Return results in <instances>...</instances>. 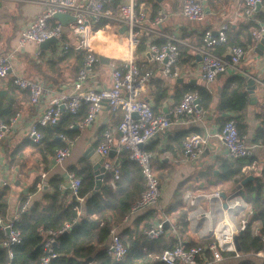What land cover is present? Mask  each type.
Returning <instances> with one entry per match:
<instances>
[{
  "label": "built area",
  "instance_id": "1",
  "mask_svg": "<svg viewBox=\"0 0 264 264\" xmlns=\"http://www.w3.org/2000/svg\"><path fill=\"white\" fill-rule=\"evenodd\" d=\"M108 1L43 0L45 9L43 13L28 22L13 50L5 56H0V80L11 76L13 85L19 90L26 91L30 103L35 107L42 106L43 102L49 99V106L28 129V138L36 144L44 140V134L40 129L58 125L64 113L76 116L83 107H87V115L79 123L81 128H85L95 122L104 104H108L114 111H122L123 118L117 128L119 141L128 152L130 160L138 165L145 180V190L139 198L134 200L125 217V220H128L130 215L157 205L162 197L163 189L152 165L154 156L147 150V146L156 136L168 131L174 123L184 118L201 121L206 118L208 112L201 106L202 99L198 91L185 94L170 116L157 112L154 106L145 100L144 95L154 74L153 71H142L135 59L136 50L143 43H147L148 53L160 65L162 76L175 81L188 75L180 69V46L185 43L176 36L162 33L161 28L167 17L164 11H158L151 16L138 0L122 2L115 10H112L106 6ZM182 1L184 17L191 21L203 20L205 9L201 0ZM260 4L263 5V0H243L242 16L247 22H257ZM57 14H69L75 18V21L64 27L55 19ZM102 23H106L107 26L98 27ZM109 24H113L126 38V60L113 64L111 86L101 89L90 85V77L95 74L97 65L110 64V61L104 63L95 49L91 48L95 38L92 30L101 32L109 28ZM123 28L126 30L122 31ZM229 28L230 24L224 23L217 34L211 30L205 31L201 45L195 48L201 64L199 78L206 85H211L219 76L229 72L245 75L240 70V66L250 56L257 55L258 44L264 37L263 21L251 30L253 39L251 44L234 45L230 47L228 53L217 54V48L228 42ZM71 37L78 42L76 46L71 45L67 40ZM51 40L56 42L50 46L61 45V48H64L62 50H75L84 55V64L78 72L73 91L56 97L53 94L54 90L48 85L26 78L20 73H12V60L18 53L26 51L30 45H36L37 53L40 54L42 51L40 45ZM24 116V112L17 111L6 121L0 119V142L16 132ZM70 128H73V125ZM214 137L219 139L228 157L233 161L250 159L254 156L255 147L248 142L247 136L240 132L237 121L230 119L215 134L188 136L183 142L182 160L184 162L200 160ZM60 138L65 142V146L56 150L53 156V168H58L66 158L71 156L73 142L65 135H61ZM114 142V133L105 130L96 151L105 159L106 172H113L115 179H119L116 167L107 161L114 149ZM256 170L257 167L254 164L245 167L243 171L248 177ZM46 177L47 172H43L42 179ZM3 184L7 186L8 182L4 181ZM81 185V178L74 173H68L67 181L60 185V190L70 192L82 204L84 199L79 197ZM223 193L225 192L221 190L211 193L186 191L183 205L188 214L187 222L192 232L205 243L187 246L186 242L179 238L173 249L165 250L158 257L161 262L164 264H218L224 260V253H233L235 258L240 257L235 238L246 230L253 212L250 204L239 193H226L225 199L222 196ZM31 204L32 197L28 196L12 215L0 217V234L3 236L0 248L8 252L10 259L14 257V247L22 242V233L17 229L16 224L21 221L24 214L29 212ZM208 205H210L209 210ZM76 210L81 215V208ZM77 222L76 220L66 223L61 230L48 232L43 244L40 264H51L59 257L56 251L60 244L59 237L69 232ZM165 226L166 222H161L146 229L143 234L150 240L158 239L166 233ZM254 231L257 233L256 226ZM172 232L176 234L177 229L173 227ZM106 251L113 261L121 262L127 257L129 246L113 229ZM256 256L264 260V253L261 252Z\"/></svg>",
  "mask_w": 264,
  "mask_h": 264
},
{
  "label": "crops",
  "instance_id": "2",
  "mask_svg": "<svg viewBox=\"0 0 264 264\" xmlns=\"http://www.w3.org/2000/svg\"><path fill=\"white\" fill-rule=\"evenodd\" d=\"M127 1L128 0H122V2ZM201 1L204 5L205 17L201 21H191L182 14V0H138L151 16H154L158 11H164L166 13L167 17L162 25L161 31L164 35L176 36L184 41L185 44L180 46V69L188 74L185 78L175 81L164 78L160 71V65L151 57L147 56L149 53L146 43L145 51L141 52L138 48L135 52V59L141 66L142 71H153L154 74L144 98L154 106L157 112L160 111L170 116L171 112L182 100H180L182 93L185 94V92L191 90L193 86L201 85L207 88L213 95V104H217L229 78L243 77L251 80L255 83L256 89L252 96L246 91L248 102L246 110L237 113H228V115L237 121V124L241 126L240 132L246 135L248 142L255 147L253 158L256 162L255 165L259 166L264 162V144L255 145L253 140L264 120V52H261L258 48L256 51L257 55L254 54L242 62L240 70L245 75L229 72L228 74L221 75V77L217 78L211 85H206V83L199 78L201 64L198 60L199 56L195 53V48L199 47L202 43L204 32L211 30L217 34L221 25L228 23L230 24L228 35L231 36V41L240 46H247L249 44V34L251 30L249 31L246 29V25L250 22H247L242 16L243 0ZM42 2L43 0H0V56H5L10 53L16 46L19 35L28 22L43 13L45 9ZM31 14H34V17L25 20V18L31 16ZM18 19L19 21H17ZM22 20L25 21L23 22ZM106 26V23H103V28ZM109 26V28L94 34V43L91 47L95 49L104 63L110 61V64L97 65L95 74L90 77V85H95L97 88L101 89L111 86V71L113 64L125 61L123 52L126 51V38L124 35L120 34V31L113 24H109ZM71 39L72 37L67 40L71 45L76 46V42H71ZM229 49L230 47L226 49L225 54L229 52ZM57 50L62 51L61 45L51 46L49 50H43L38 54V47L36 45L28 46L26 51L18 53L13 58L12 73L17 72L24 75L26 78L48 85L54 90V97L71 93L73 91L74 82L78 76V65L76 64L73 74L56 71L55 67L49 63V60L54 59L48 58V56H50V53ZM71 52L84 57L79 51L72 50ZM160 88L166 89L164 92L165 96L161 98H159L158 95ZM48 106L49 99L45 100L40 107L33 106L30 103L28 93L17 89L13 85L11 76L0 80V107L11 108L14 114L17 111H22L25 114L23 122L19 125L16 132L11 134L6 140L0 142V195L4 190L6 191L3 197L0 196V205H3V207H0V217L12 215L28 196L32 197L30 210L36 204H45L44 194L46 191H43V184L47 182L49 184L48 190H50V180L47 181L48 173L56 168L52 167L54 163L53 155L45 159L38 147H35L33 144L35 142L28 138V129L31 124L43 114ZM207 112L206 118L201 121H195L192 118H184V120L174 123L168 131L156 136L147 146V148L150 147L148 151L154 156L152 159L153 169L161 183L164 194H162L157 205L132 214L129 216L128 220L124 218L114 226V230L121 236L123 241L127 240L126 234H123L126 229H130L133 233L142 231L143 234L146 229L158 225L161 222H166V233L163 237H172L173 227H175L178 232L180 229L178 228V224L180 223L179 215L177 213L168 215L165 211L172 202L175 192L182 187H189L190 189L187 191H200L205 193H211L215 190L232 193L234 188L237 187V184L233 181L219 184L212 183L214 179L211 178L210 173H213V177H216L220 173L218 169L219 162L222 160L233 161L228 157L225 147L216 137L210 140L212 144L209 148L211 150L210 154L206 153L208 149L207 146L200 160L196 162H184L182 160L183 142L185 140L178 136L179 133L189 131L192 134H199L197 132H202V135L206 133L215 134V132L220 130L222 125L226 123L213 108L209 109ZM122 118V111H114L108 104H104L99 116L91 126L85 128H81L79 124L75 126L78 127L76 130L79 131L77 138L82 135L85 136L86 133H88V138L85 149L82 150V154L78 161L70 165L69 169L63 175H59L65 182L67 181V174L74 173L72 168L76 170L87 168L93 171L92 164L86 157V153L91 147L96 151L102 140V132L110 130L115 135L114 150L116 153L113 159L109 157L107 161L116 167V170L119 172V179H115L113 172H106L104 176L106 177V175H109L110 180L106 182V180H104L105 178H103L102 186L106 182V184H110L112 189L116 191L118 190V184L123 182L134 191L135 199L140 197L145 190V180L142 177L143 179L140 182L138 181L137 177L140 175V169L135 162L130 160L128 152L119 141L120 136L117 128ZM1 120L6 121V119L3 118ZM75 140L76 138L71 140L73 142L71 155L73 153ZM5 147L17 151L13 162H11L4 153ZM29 148L36 150L32 151L30 156L27 154ZM212 148L214 149L212 150ZM30 157L32 158L30 159ZM243 160L245 162L248 161V159ZM124 161L128 162L125 166H123ZM16 162L18 163L16 164ZM32 162H35V167H33ZM214 165L215 167H212ZM207 168V175L210 177L204 174V170ZM217 171L218 173H216ZM43 172H47V177L45 179H42ZM38 179H40V182L37 184V191L32 192L31 189ZM4 181L8 182L7 186L3 184ZM19 181L20 184H18ZM209 188L210 190H208ZM241 191L239 193L240 196ZM65 193L66 192H64V194ZM165 194L167 195L166 201H163V196ZM183 197L184 194L182 199ZM72 199L73 198L70 196L67 202H71ZM207 208L209 210L210 205H208ZM181 236L187 246L202 245L205 243L192 232L189 224L187 226V231ZM109 242L110 239L104 243L103 247L107 248Z\"/></svg>",
  "mask_w": 264,
  "mask_h": 264
},
{
  "label": "trees",
  "instance_id": "3",
  "mask_svg": "<svg viewBox=\"0 0 264 264\" xmlns=\"http://www.w3.org/2000/svg\"><path fill=\"white\" fill-rule=\"evenodd\" d=\"M122 0H113L107 2V8L116 9ZM257 22H251L246 25L247 30H252L259 26L260 22L264 21V0L263 9L258 12L256 17ZM98 27L102 28L103 23ZM94 34L95 32L93 30ZM252 33L249 34V44L252 43ZM237 45L231 41V36L228 35V42L217 48V54L223 55L228 47ZM146 45L143 43L139 46V51H145ZM64 52V50H62ZM74 54L71 51H66V55ZM79 61L77 68L80 70L84 64V57L77 54ZM60 57L54 60H49V63L56 67ZM264 81V80H263ZM256 85L243 77L229 78L222 90L221 97L217 104H213V95L211 92L201 85H196L187 90L185 94L198 91L202 102L201 106L205 111L214 109L225 121L232 119L231 116L224 114L237 113L246 110L247 94L246 91H255ZM165 90L160 88L158 91L159 98L165 96ZM243 93V94H242ZM184 93L180 98L183 99ZM14 115L11 108L0 107V118L8 120ZM87 115V107H83L80 113L76 116L69 113H64L60 123L55 126L41 128L40 131L44 134V140L35 144L40 153L47 159L48 156H54L56 150L63 148L65 142L59 137L67 136L70 140H74L79 135V131L75 126L83 121ZM73 125V128L70 126ZM223 126V125H222ZM241 131V126L238 124ZM103 133V132H102ZM101 133V134H102ZM201 134L202 132H197ZM192 133L183 131L178 134L182 139H186ZM183 140V141H184ZM255 145L264 144V120L259 128L256 137L253 140ZM150 148V147H149ZM147 148V150H150ZM4 153L8 159L13 162L17 151L14 149L4 148ZM255 159L252 157L248 161H229L222 160L219 162L218 169L220 173L213 177L210 173L213 184L223 182L241 183L247 178L243 171L247 166H253ZM128 162L124 161L123 166ZM212 167H215L212 166ZM75 175L82 180V185L79 192V197L84 199L81 204L70 193L62 192L60 185L65 182L61 176L57 175L50 180V190L44 194L45 204H36L29 212L24 214L16 224L18 230L22 233V242L14 247V257L9 258L8 252L0 248V264H40V258L43 254V244L50 231H59L66 223L78 221L76 225L69 231L59 237V246L56 251L59 257L54 259L51 264H164L158 258L165 250H171L181 238L184 232L187 231V211L183 205V193L178 189L172 202L166 208V214L171 215L177 213L180 223L178 224L179 233L173 234L170 238L161 236L158 239L150 240L142 231L133 233L130 229H126L123 234H126L127 240L124 242L129 246V252L124 261L115 262L107 254L104 243L111 237L114 226L121 222L129 213L132 203L135 199V193L125 183L118 184V190L114 191L110 184H106L110 180V176H104L105 184L100 190L95 193L96 177L91 169L84 168L76 170L72 168ZM208 168L204 170L207 175ZM137 177L140 182L143 178L141 171ZM254 179L249 181L241 191V196L250 204L252 216L245 231L238 236V246L240 249V257L235 258L233 253H224V260L218 264H264V260L257 258V254L264 253V162L257 167L256 171L251 172ZM207 175V177H210ZM38 179L31 191H37ZM138 187V186H137ZM6 194L4 190L1 197ZM70 196L73 198L71 202H67ZM3 205H0V207ZM76 208L82 209V214L79 215ZM257 227V233L254 227ZM3 236L0 234V241ZM191 246V245H189Z\"/></svg>",
  "mask_w": 264,
  "mask_h": 264
},
{
  "label": "water",
  "instance_id": "4",
  "mask_svg": "<svg viewBox=\"0 0 264 264\" xmlns=\"http://www.w3.org/2000/svg\"><path fill=\"white\" fill-rule=\"evenodd\" d=\"M161 1V0H159ZM263 5L260 4L259 5V11H261ZM55 19L60 21L62 23V25L64 27H67V25L70 23V22H73L75 21V18L69 14H57L55 16ZM126 28H123L122 31H125ZM53 42H56V40H51V41H48L46 43H43L40 45V48L41 50H48L51 46V44ZM258 48L261 52H264V37L260 40L259 44H258ZM148 57H151L150 54L147 55ZM198 60L200 61V57H198ZM221 76H219L218 78H220ZM255 84V83H254ZM249 95H254V91H248ZM228 115V114H225V116ZM75 129H78V127H75ZM211 143L208 145V149L206 151L207 154H210L211 150L209 149L211 147ZM214 148H212L213 150ZM115 153L116 151L113 149L110 153V158L113 159L114 156H115ZM86 157L88 158V160L91 162L92 164V167H93V172H94V175L96 177V187L94 189V192L97 193L101 186H102V180L104 178V175L106 173V170H105V167H104V163H105V159L100 157L99 154L94 150L93 147H91L87 153H86ZM218 173V171L216 172ZM254 179V176L253 175H250L248 176L247 178H245L240 184L237 185V187L234 188L233 192H236V193H240V191L244 188V186L251 180ZM48 188H49V184L47 182H45L43 184V191H48ZM223 198L225 199L227 197V194L226 193H223L222 194ZM236 240V247H237V251L240 252V249H239V246H238V236L235 238Z\"/></svg>",
  "mask_w": 264,
  "mask_h": 264
},
{
  "label": "rangeland",
  "instance_id": "5",
  "mask_svg": "<svg viewBox=\"0 0 264 264\" xmlns=\"http://www.w3.org/2000/svg\"><path fill=\"white\" fill-rule=\"evenodd\" d=\"M34 17V14H31V16H29L28 18H25V20L31 19ZM25 20H22L23 22ZM19 21V19L17 20ZM111 29V28H110ZM67 32V30H65ZM71 42H76L75 44L77 45L78 42L76 41V39H74L72 37ZM50 49V48H49ZM48 49V50H49ZM64 49V48H61ZM47 51V50H46ZM72 51V50H71ZM60 57H64L63 60H60L59 63H57V66L55 67L56 71H63L64 73H69V74H73V71L76 68V64L79 61V58L77 57L76 54H72L71 56L66 55V51H60L57 50L55 52L50 53V56H48V58H52V59H57ZM87 135L88 133H86V135H82L79 136L78 138H76L75 142H74V147H73V153L70 157L66 158L61 166H59L58 168L52 170L51 172L48 173V177H47V181L51 180L55 175H63L70 167V165H72L73 163H76L80 157V155L82 154V150L85 149V144L87 142ZM32 151H36L32 148H29V151L27 152L28 156H30V154H32ZM32 157H30L31 159ZM18 162H16L17 164ZM33 167L36 166L35 162H32ZM258 167V166H256ZM18 184H20V181L18 182ZM183 192V194L186 193L187 190H189V187H182L180 188ZM193 189V188H191ZM138 190V189H137ZM210 190V188L208 189ZM162 194H164L162 192ZM166 194L163 196V201H166Z\"/></svg>",
  "mask_w": 264,
  "mask_h": 264
},
{
  "label": "bare ground",
  "instance_id": "6",
  "mask_svg": "<svg viewBox=\"0 0 264 264\" xmlns=\"http://www.w3.org/2000/svg\"><path fill=\"white\" fill-rule=\"evenodd\" d=\"M123 58L126 60V51L123 52Z\"/></svg>",
  "mask_w": 264,
  "mask_h": 264
}]
</instances>
